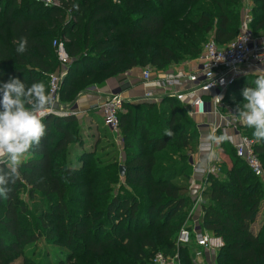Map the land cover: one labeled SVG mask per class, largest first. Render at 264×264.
<instances>
[{
    "label": "trees",
    "instance_id": "16d2710c",
    "mask_svg": "<svg viewBox=\"0 0 264 264\" xmlns=\"http://www.w3.org/2000/svg\"><path fill=\"white\" fill-rule=\"evenodd\" d=\"M247 16L253 36L264 38V0H61L52 7L0 0V81H43L50 91L51 77L61 71L53 43L61 41L71 64L59 100L69 105L135 69L163 73L197 60L210 41L225 48ZM22 38L23 55L16 51ZM257 76L238 81L225 104L237 108ZM119 119L122 154L113 140L86 145L76 117L44 118L46 135L22 164L8 198H0V264H153L159 253L197 264L195 240L178 247L195 212L190 181L197 122L171 96L125 103ZM240 130L255 141L264 168V142L255 140L254 129ZM218 147L229 164H216L220 172L203 181L197 224L223 245L215 263L205 264H264V222L256 234L252 228L264 206L263 178L227 140Z\"/></svg>",
    "mask_w": 264,
    "mask_h": 264
},
{
    "label": "built area",
    "instance_id": "2783aa9c",
    "mask_svg": "<svg viewBox=\"0 0 264 264\" xmlns=\"http://www.w3.org/2000/svg\"><path fill=\"white\" fill-rule=\"evenodd\" d=\"M35 1L45 7L60 6L61 4V0ZM250 22L251 19L247 16L237 39L225 48L219 47L214 41H210L197 60L196 66H188L189 68L181 71L180 74L169 75L168 73L153 72L150 69L143 70L142 82L146 89L140 102L160 103L164 97L171 96L177 98L188 108L190 116L195 121L212 116L219 119V123L216 121L211 125L210 135L225 136L229 139L230 135L225 134L227 131L240 132V126L242 125L233 118V115L227 113L231 108L227 107L224 99L228 91L238 81L257 72L259 66L264 63V47L260 44V40L255 38L249 30ZM53 46L58 55L61 71L51 77L49 92L55 98V105L59 104L60 106L62 105L59 100L60 85L71 64V59L63 42L55 41ZM185 82H188L187 86ZM217 96H222V99L219 101L216 98ZM125 103L127 102L120 94L102 96L91 106V111L99 113L104 125L111 132L116 133L119 131V115L123 111ZM52 113L57 117L78 118L79 116L72 108H61ZM211 144L218 143L211 142ZM233 147L237 157L247 164L255 176L262 178L264 168L255 153V141L240 133L239 141ZM194 168L205 175L204 181H207L209 175L220 172L216 165L209 167L207 170H200L196 166ZM203 192L204 187L202 186L194 210L203 203ZM197 227L200 228V225L198 224L195 228ZM194 240L196 242L194 261L197 263L198 260L204 259L206 255L212 254V239L210 235L202 232V230L199 232L197 229L184 227L179 234L178 247L190 245ZM178 259V256H176L171 261L159 253L154 257L152 263L180 264Z\"/></svg>",
    "mask_w": 264,
    "mask_h": 264
},
{
    "label": "clouds",
    "instance_id": "9594fccd",
    "mask_svg": "<svg viewBox=\"0 0 264 264\" xmlns=\"http://www.w3.org/2000/svg\"><path fill=\"white\" fill-rule=\"evenodd\" d=\"M16 51L21 55L27 51V38L20 40ZM257 72L254 86L242 90L243 101L233 118L254 129L252 135L257 142H264V70ZM216 98L220 101L222 96ZM55 102L43 81L31 86L15 77L0 81V198H8L21 177L22 164L46 135L44 117L53 111ZM206 139L220 143L227 137L209 135ZM213 158L214 153L207 154L206 159Z\"/></svg>",
    "mask_w": 264,
    "mask_h": 264
},
{
    "label": "crops",
    "instance_id": "0c3cea01",
    "mask_svg": "<svg viewBox=\"0 0 264 264\" xmlns=\"http://www.w3.org/2000/svg\"><path fill=\"white\" fill-rule=\"evenodd\" d=\"M259 40H260V44L262 45V47H264V38L259 39ZM184 70H187V68L181 69V71H184ZM259 70H264V63H262L259 66ZM178 72L176 73L180 74ZM169 75H175V74L171 73ZM252 75H259V73L254 72ZM122 77L115 79V80L114 79L108 80L103 87L90 88L88 92L81 95L74 103L69 104V105L62 104L59 106V109L61 108L75 109V111L79 114L78 120L80 122L82 121L87 122L90 126L94 124V122L95 124L98 121L103 122L102 117L100 116L99 113L91 111V106L95 103V101L99 97L108 96L111 94H120L127 103L140 102L143 98L144 90L146 89V87L144 86L142 82V70L135 69L126 75H122ZM185 85L187 86L188 82H185ZM236 111H237V108L235 107V109H230V111H228L227 113L229 115H233L236 113ZM216 119L214 116H212V117L199 119L198 121H196L198 124L200 123L199 125H197L198 127L197 130L199 133V146H198L197 153L192 156L191 160H192L193 165L196 166V168L200 170H205V169L207 170L209 167H212L213 165H216L220 162L229 164L228 157L224 155L223 151L218 147L219 143L212 145L211 142L206 139L210 135L211 125L213 123H216V121L218 123L220 122L219 119L217 120ZM242 127H244V125L240 126V128ZM240 133L243 134V131L240 130V132L239 131L236 132L234 130H231L225 133L226 135H230V138L227 139V142L230 145H232V147L236 143H238ZM90 143L91 141H89V138L86 137V145H89ZM119 144L122 145L121 142ZM122 148L123 147H121L120 149L121 154H122ZM208 153H214V158L211 160L206 159ZM193 170H194V174L190 181V195L195 200L200 194V190L203 186L205 175L202 172L195 170V168ZM198 206L201 207V205H198ZM200 211L201 209L199 208L198 211L194 212V215H193L192 223L194 224L195 227L198 225L197 223H199L200 217L202 215ZM263 215H264V206H263L261 213L258 216L257 222H259V219L261 220L263 218ZM194 229H197L199 232H201L199 227L194 228ZM258 230L256 232L255 231L253 232L256 234ZM211 239H212L211 243H212L213 250L215 246L220 249L221 245H223V242L220 240L221 241V244H220L217 241L219 239H215L212 236H211Z\"/></svg>",
    "mask_w": 264,
    "mask_h": 264
},
{
    "label": "rangeland",
    "instance_id": "374dc122",
    "mask_svg": "<svg viewBox=\"0 0 264 264\" xmlns=\"http://www.w3.org/2000/svg\"><path fill=\"white\" fill-rule=\"evenodd\" d=\"M197 60L188 61V62H185L184 64L171 67L170 69H168L166 72H163V73H168V74L174 73L175 75H177L176 72L179 71L178 73H180L181 72V69H183V68H188V66L195 67L196 64H197ZM158 73H161V72H158ZM121 77L122 76H118V77H115V78H110L109 80H113V79L115 80V79H118V78H121ZM227 107L228 108H231V109H235V107H233V106L227 105ZM199 124L197 123V125H199ZM80 127L84 130L85 136L88 137L91 142H96L98 139H101V143L102 144L108 145L109 143H111V140H113L114 143H115V145H116V148H115L116 151H118V153H120V149L122 147V145L119 144L121 142L120 130L118 132L114 133V132H111L108 129H105L103 126H100L99 127L98 124H95V122H94V124H92L90 126L87 122H84V121H82L80 123ZM262 178H263V182H264V176ZM199 208L200 207L197 206V208L195 210L198 211ZM263 222H264V215H263V218L261 220L259 219V222L255 223L253 225V227H252L253 230L256 232L259 229V227L262 225ZM190 226H192V223H188V224L185 225V227H190ZM256 228H257V230H256ZM40 247H41V249L38 250L39 252L37 253V256L41 255V253L43 252V250L46 248L45 247V244L40 245ZM218 250H219V248L215 246L214 247V250L212 249V254H208V255H206L204 257V259L198 260L197 264H205L206 261H208L210 263H215V261H216V255L218 253ZM191 252H192V250H189V254ZM167 258H169L171 261L173 260L172 257H167ZM15 264H22V259H20Z\"/></svg>",
    "mask_w": 264,
    "mask_h": 264
},
{
    "label": "water",
    "instance_id": "95a60500",
    "mask_svg": "<svg viewBox=\"0 0 264 264\" xmlns=\"http://www.w3.org/2000/svg\"><path fill=\"white\" fill-rule=\"evenodd\" d=\"M57 110H59V104L54 105V108H53V111H52V112L57 111ZM52 112H51L50 114H48L47 117H48V116H55ZM191 162H192V160H191ZM125 171H126V168H125L124 166H122V167L120 168V177H121V178H124V176H125ZM217 241L221 244V241H220V240H217ZM221 246H222V245H221Z\"/></svg>",
    "mask_w": 264,
    "mask_h": 264
}]
</instances>
